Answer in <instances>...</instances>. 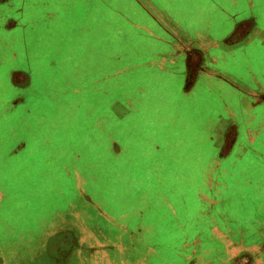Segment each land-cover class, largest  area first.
I'll return each instance as SVG.
<instances>
[{
    "label": "rangeland",
    "instance_id": "374dc122",
    "mask_svg": "<svg viewBox=\"0 0 264 264\" xmlns=\"http://www.w3.org/2000/svg\"><path fill=\"white\" fill-rule=\"evenodd\" d=\"M138 2L153 18L131 0H0V255L15 250L29 263L31 249L38 264H110L133 246L127 234L150 259L160 244L161 264H215L216 242H190L208 221L223 163L209 157L200 126L173 123L204 114L180 107L155 70L161 0ZM213 3L264 41V0ZM115 5L130 21L124 31ZM254 256L231 253L225 264H258Z\"/></svg>",
    "mask_w": 264,
    "mask_h": 264
},
{
    "label": "crops",
    "instance_id": "0c3cea01",
    "mask_svg": "<svg viewBox=\"0 0 264 264\" xmlns=\"http://www.w3.org/2000/svg\"><path fill=\"white\" fill-rule=\"evenodd\" d=\"M131 1L147 15L138 0ZM199 1L161 0V14L165 15V21H161V69H155L162 83L169 82L180 107L199 109L204 114L200 119L189 115L188 121L185 117L175 118L173 123L185 121L191 130L195 124L200 126L210 141L209 157L220 158L224 168L221 184L215 187V195L208 203V221L204 227L193 229L190 246L200 250L194 240L201 235L206 243L216 242L215 264L227 263L231 253H251L256 263L263 264L264 41L253 37L252 31H245V19L231 15L229 8L213 0ZM108 4L105 9L112 6ZM119 7L113 13L123 19L119 26L124 31L130 21L119 14ZM147 17L153 18L150 14ZM258 32L264 33V28ZM178 36L189 38L184 42ZM115 38L119 40V34ZM233 38L238 39L230 42ZM220 140L230 147L214 148ZM232 190H242L244 194L228 198L226 192ZM125 236L127 244L133 246L113 252L110 264H161L160 244L153 248L156 255L150 259L148 245L140 246L133 236ZM10 253L0 255V264H38L37 252L31 249L25 253L29 263L15 259V250Z\"/></svg>",
    "mask_w": 264,
    "mask_h": 264
},
{
    "label": "trees",
    "instance_id": "16d2710c",
    "mask_svg": "<svg viewBox=\"0 0 264 264\" xmlns=\"http://www.w3.org/2000/svg\"><path fill=\"white\" fill-rule=\"evenodd\" d=\"M3 220H5V217L3 218Z\"/></svg>",
    "mask_w": 264,
    "mask_h": 264
}]
</instances>
